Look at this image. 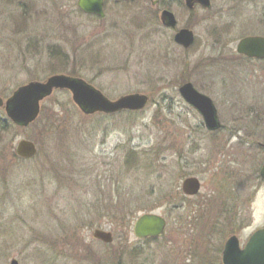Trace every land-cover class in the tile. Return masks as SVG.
Masks as SVG:
<instances>
[{"label": "rangeland", "instance_id": "374dc122", "mask_svg": "<svg viewBox=\"0 0 264 264\" xmlns=\"http://www.w3.org/2000/svg\"><path fill=\"white\" fill-rule=\"evenodd\" d=\"M210 1L209 11H189L184 0L154 9L107 0L99 19L76 0H0V98L57 74L111 101L149 98L137 112L86 116L68 91H55L35 123L0 131V264H216L231 235L243 242L264 227V60L238 59L235 50L243 37H264V0ZM163 9L175 15L176 30H192L189 49L160 24ZM186 82L212 100L222 129L207 131L179 96ZM22 139L36 145L34 158L12 156ZM129 148L137 152L134 169L125 165ZM187 177L199 180L198 195L181 193ZM180 198L208 200L198 214L205 229H188L186 206L174 207ZM236 199L237 209L252 199L255 212L241 231L230 226L231 212L223 222L218 211ZM146 212L166 221L160 241L133 234ZM116 216L124 219L118 226ZM96 228L113 242L94 239Z\"/></svg>", "mask_w": 264, "mask_h": 264}, {"label": "water", "instance_id": "95a60500", "mask_svg": "<svg viewBox=\"0 0 264 264\" xmlns=\"http://www.w3.org/2000/svg\"><path fill=\"white\" fill-rule=\"evenodd\" d=\"M148 1H151L152 5L158 3V0ZM184 5L187 10H193L196 6H200L209 11L211 1L184 0ZM77 6L84 14L96 15L101 19L105 16L103 0H77ZM159 14L160 24L164 28L176 29L177 20L171 11L163 10ZM173 41L187 50L193 45L195 36L192 30L182 28L174 33ZM235 50L239 56L252 60H264V37L258 35L243 37L238 40ZM58 90L68 91L73 104L86 116L96 113L109 115L122 111L137 112L144 109L149 101L148 96L142 94L124 95L111 101L80 78L57 74L44 81H31L18 87L5 101L0 98V109L4 110L6 117L13 124L26 128L38 119L41 103ZM178 92L184 102L200 114L207 131L215 132L222 128L216 108L208 96L198 92L189 82L181 84ZM14 153L17 157L30 159L37 154V148L33 142L22 139L16 143ZM259 174L264 181V162ZM199 187L200 182L197 177H187L182 181L180 189L186 196H195L200 190ZM165 227L166 222L163 217L146 212L135 220L133 234L139 240L159 238L164 234ZM92 236L104 244L113 242L112 233L99 228L93 230ZM222 249L223 264H264V229L256 231L241 249L235 236H231ZM10 264L17 263L12 260Z\"/></svg>", "mask_w": 264, "mask_h": 264}, {"label": "flooded vegetation", "instance_id": "af4514ba", "mask_svg": "<svg viewBox=\"0 0 264 264\" xmlns=\"http://www.w3.org/2000/svg\"><path fill=\"white\" fill-rule=\"evenodd\" d=\"M146 4H149L150 5V7H151V9H154V8H156L157 6H158V4H160V2H161V0H158V3L157 4H155V5H152L151 3V1H148V0H143ZM124 6H125V4H126V0H122V2H121ZM107 5V0H103V11H104V9L107 7L106 6ZM78 6H77V0H76V8H77ZM162 11V10H161ZM160 11V12H161ZM104 14H105V11H104ZM263 161H264V159H263ZM184 195V194H183ZM185 196V195H184ZM238 200L239 199H236V200H227L228 202H230V203H232V204H230L229 206H227V205H225L227 208H223V206H221V207H219L218 208V211H220L221 212V217L220 218H222L221 219V221H223L224 222V214H223V212H226V211H228V212H231L232 214H230V218H229V220H230V222H232L233 224H231L230 226H235L237 229L239 228L240 229V231H241V229H243V223H244V219H250L249 217H252L251 215H253L252 214V212H254V210L252 209V199H249L248 201H246V204L244 205V209H240V207H239V209H237V207H235V206H233V204H238ZM178 202H180L181 204H176L174 207L176 208V209H179L181 206H186V208L184 209V211H186V215L185 216H187V225L186 226H188V229L189 228H191V229H193L195 226L194 225H199L200 227H203V229H205L206 228V226L205 225H202L200 222V216L198 215L201 211H203L204 209H205V207L206 206H208V200L207 199H204V200H202V199H196V198H180L179 200H178ZM187 204V205H186ZM228 208H230L231 210H226V209H228ZM234 210V211H233ZM210 212H216V211H210ZM255 213V212H254ZM233 220V221H232ZM246 220V221H247ZM236 221H238V223H240L241 221V223L240 224H235V222ZM245 221V222H246ZM185 225L183 226L182 225V230L183 231H185V227H186ZM194 226V227H193ZM223 226H224V224H223ZM230 226L229 225H226L225 227H229L230 228ZM166 227H167V224H166ZM261 228H264V227H260V228H257V229H255L247 238H246V240L245 241H243V242H241L237 237H238V235H236L235 233L233 234V235H231V236H236L235 238H237L238 239V242H239V247H244V245L246 244V242L248 241V239H249V237L254 233V232H256L257 230H259V229H261ZM165 233H166V231H165ZM164 233V234H165ZM211 234L212 233H210V235L208 234V235H205L206 236V238L207 239H210V236H211ZM230 236V237H231ZM162 237H160V238H153V239H144V240H141V241H160V239H161ZM199 238V237H198ZM227 240V239H226ZM209 241V240H208ZM226 242V241H225ZM225 242L223 243V245H222V247H221V250H220V258H221V253H222V248H224V245H225ZM12 260H15V259H12ZM24 259L22 258V259H20V258H17V260H15L16 261V263L17 264H22V262L21 261H23ZM28 261V260H27ZM206 264H213V263H206ZM216 264H222L221 263V261L220 262H218V263H216Z\"/></svg>", "mask_w": 264, "mask_h": 264}, {"label": "trees", "instance_id": "16d2710c", "mask_svg": "<svg viewBox=\"0 0 264 264\" xmlns=\"http://www.w3.org/2000/svg\"><path fill=\"white\" fill-rule=\"evenodd\" d=\"M237 57H238V59L246 60L243 57H239V56H237ZM47 124H49V123H47ZM12 127H15V126H13L12 123L9 120H5L3 122H0V131L1 132H5L7 130V128H12ZM126 150H127L126 151V159H124L125 160V165L128 166L129 169H130L129 165L132 166V169H134V167L136 166V164H135L136 160H134V159H136L135 157H137V152L132 150V148H129V149H126ZM123 221H124V219L121 220V218L119 219V216H116L114 218V220H113V224L115 226H118V225L122 224L120 222H123ZM136 255L137 254H134V256H136Z\"/></svg>", "mask_w": 264, "mask_h": 264}]
</instances>
